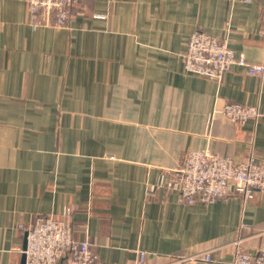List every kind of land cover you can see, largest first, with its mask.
<instances>
[{
  "label": "crops",
  "instance_id": "0c3cea01",
  "mask_svg": "<svg viewBox=\"0 0 264 264\" xmlns=\"http://www.w3.org/2000/svg\"><path fill=\"white\" fill-rule=\"evenodd\" d=\"M195 30L264 65V0H82L64 26H34L26 0H0V264H23L39 215L69 218L108 264L264 250V192L187 204L157 186L190 149L264 158V114L238 124L221 112L264 113V73L186 72ZM207 250L213 261L191 258Z\"/></svg>",
  "mask_w": 264,
  "mask_h": 264
},
{
  "label": "built area",
  "instance_id": "2783aa9c",
  "mask_svg": "<svg viewBox=\"0 0 264 264\" xmlns=\"http://www.w3.org/2000/svg\"><path fill=\"white\" fill-rule=\"evenodd\" d=\"M82 0H26L30 20L34 26H64L72 17L73 8ZM250 1V0H246ZM185 71L200 76L221 79L235 65H241L250 74L262 75L263 64L250 62L244 55L229 47L227 40L203 30L192 32L182 54ZM222 114L230 121L242 124L260 118L263 111L256 105L228 102ZM177 172V178L163 175L157 186L176 189L181 202L212 204L235 191L245 199L264 192V158L251 153L246 161L238 162L209 149H190L180 166L168 173ZM154 188V187H153ZM71 209L65 214L69 216ZM27 248L25 264H108L102 262L88 240H76L69 218L39 215L26 229ZM194 260L213 261L211 250L199 252ZM185 260L184 257L177 258ZM137 264H147V251L140 250ZM231 264H264V250L251 254L240 248Z\"/></svg>",
  "mask_w": 264,
  "mask_h": 264
},
{
  "label": "water",
  "instance_id": "95a60500",
  "mask_svg": "<svg viewBox=\"0 0 264 264\" xmlns=\"http://www.w3.org/2000/svg\"><path fill=\"white\" fill-rule=\"evenodd\" d=\"M27 248V232L25 233V240H24V251ZM26 262V253L23 252V256H22V263L25 264Z\"/></svg>",
  "mask_w": 264,
  "mask_h": 264
},
{
  "label": "trees",
  "instance_id": "16d2710c",
  "mask_svg": "<svg viewBox=\"0 0 264 264\" xmlns=\"http://www.w3.org/2000/svg\"><path fill=\"white\" fill-rule=\"evenodd\" d=\"M82 2V1H81ZM76 6V5H75Z\"/></svg>",
  "mask_w": 264,
  "mask_h": 264
}]
</instances>
